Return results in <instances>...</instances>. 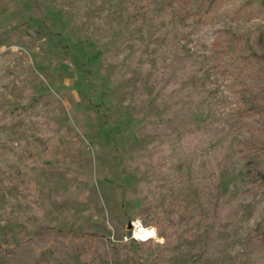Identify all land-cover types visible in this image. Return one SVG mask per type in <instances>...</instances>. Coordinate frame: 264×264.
Masks as SVG:
<instances>
[{
  "label": "rangeland",
  "instance_id": "obj_1",
  "mask_svg": "<svg viewBox=\"0 0 264 264\" xmlns=\"http://www.w3.org/2000/svg\"><path fill=\"white\" fill-rule=\"evenodd\" d=\"M0 264H264V0H0Z\"/></svg>",
  "mask_w": 264,
  "mask_h": 264
},
{
  "label": "built area",
  "instance_id": "obj_2",
  "mask_svg": "<svg viewBox=\"0 0 264 264\" xmlns=\"http://www.w3.org/2000/svg\"><path fill=\"white\" fill-rule=\"evenodd\" d=\"M131 227L127 229V233L123 236L125 242H138V243H148L151 241H158L157 229L153 226L144 224L140 219L131 220ZM155 229V234L149 236L147 239H142V237L147 235L149 230Z\"/></svg>",
  "mask_w": 264,
  "mask_h": 264
},
{
  "label": "clouds",
  "instance_id": "obj_3",
  "mask_svg": "<svg viewBox=\"0 0 264 264\" xmlns=\"http://www.w3.org/2000/svg\"><path fill=\"white\" fill-rule=\"evenodd\" d=\"M155 234V229L149 230L147 235L142 237V239H147L149 236H153Z\"/></svg>",
  "mask_w": 264,
  "mask_h": 264
},
{
  "label": "water",
  "instance_id": "obj_4",
  "mask_svg": "<svg viewBox=\"0 0 264 264\" xmlns=\"http://www.w3.org/2000/svg\"><path fill=\"white\" fill-rule=\"evenodd\" d=\"M131 227V223L129 222V224H128V228H130Z\"/></svg>",
  "mask_w": 264,
  "mask_h": 264
}]
</instances>
